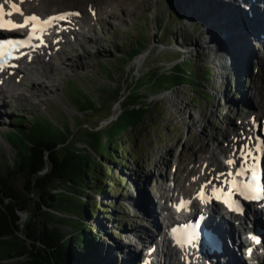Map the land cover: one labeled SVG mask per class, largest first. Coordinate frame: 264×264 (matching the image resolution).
Masks as SVG:
<instances>
[{
	"label": "rangeland",
	"instance_id": "rangeland-1",
	"mask_svg": "<svg viewBox=\"0 0 264 264\" xmlns=\"http://www.w3.org/2000/svg\"><path fill=\"white\" fill-rule=\"evenodd\" d=\"M47 1L48 10H87L89 15L79 28L85 32L75 40L68 36V43L56 56L45 59L47 64H35L34 69L38 67L41 73L26 75L15 83L11 94H0V171L12 165L16 153L26 149L22 129L9 133L14 129L13 120H25L26 125L37 122L60 138L58 141L70 140L68 149L100 162L124 160L122 166L108 164L106 172L102 171L101 180L109 173L112 180L102 195L91 193L90 201L101 208V214L87 219V224L100 235L96 239L99 263L141 264L142 257L133 259L135 251L128 248L130 239L140 244L142 256L146 240H154L158 233V224L155 217L156 231L145 233L144 228L152 229L153 225L138 206L140 197L149 195L157 209L159 186L155 181L175 172L177 178L188 174L195 161L208 156L207 148L213 142L223 145L228 134L238 131L237 122L246 121L255 111L257 99L251 94L252 90L258 93L259 88L264 89L260 77L264 63L259 59V67L252 60L256 59L253 56L261 57V52L242 33L226 39L217 36L219 15L214 11L222 7L220 0ZM112 1V14H99L100 9L109 10ZM236 11L232 16L245 18ZM162 21L166 28L159 26ZM132 49H138V54L127 59ZM177 71H186L190 81L176 77ZM170 81L182 84L166 90ZM133 103L149 106L148 113L137 128L116 136L118 123H106ZM14 186L27 196L22 177L14 180ZM58 190L71 192L68 184H61ZM52 214L68 217L64 211ZM26 217L23 214L22 220ZM40 219L37 217L36 222ZM51 220V226L61 231L72 230L57 218ZM67 222L77 223L69 218ZM6 251L7 247L0 246V264L29 261L28 255L13 254L5 260ZM232 262L225 264L251 263Z\"/></svg>",
	"mask_w": 264,
	"mask_h": 264
},
{
	"label": "trees",
	"instance_id": "trees-1",
	"mask_svg": "<svg viewBox=\"0 0 264 264\" xmlns=\"http://www.w3.org/2000/svg\"><path fill=\"white\" fill-rule=\"evenodd\" d=\"M159 24L166 28L163 21ZM137 54L138 49H132L126 58L131 59ZM175 75L185 80L190 78L186 71H177ZM178 84L182 81H170L165 88L172 90ZM135 105L128 104V114L122 110L118 115L114 122L118 123L116 136L135 126L145 115L147 108H136ZM24 122L13 120L14 129L9 133L16 134L22 129L26 133V149L16 153L12 165L0 171V246L7 247L4 259H11L13 254L28 255L26 264H102L98 260L96 242L100 235L95 234V227L87 224V219L101 214V208L90 201L91 193L102 195L112 175L106 174L103 180L100 176L106 172L108 164L122 166L124 160L121 163L100 162L87 154L68 149L70 140L58 141L60 138L37 122L29 125ZM64 148L65 152L60 153ZM18 177L24 179L23 190L27 196L14 186ZM61 184L70 185L71 192L58 190ZM67 203L69 207L66 208ZM62 211L68 217L58 218L52 214ZM23 214H27L25 220H22ZM37 217H42L38 223ZM51 217L63 221L72 230L61 231L51 226ZM68 218L75 219L77 223L68 224Z\"/></svg>",
	"mask_w": 264,
	"mask_h": 264
},
{
	"label": "bare ground",
	"instance_id": "bare-ground-1",
	"mask_svg": "<svg viewBox=\"0 0 264 264\" xmlns=\"http://www.w3.org/2000/svg\"><path fill=\"white\" fill-rule=\"evenodd\" d=\"M18 1L21 2L22 6L24 8V12H26L25 14L36 13L38 15H44V14H53V13L61 11V9L54 8V7L51 8V10H48V7H47L48 1L47 0H18ZM113 1H115V0H113ZM113 1L110 3V5H108L109 10L106 9V11H105V9H100L99 14H106V15L112 14V13H110V9L112 10V8L114 7ZM260 1H262L263 5H264V0H260ZM0 2H1V0H0ZM222 4L223 5L221 8L219 7L217 10L214 11L215 15H219L218 19L216 20L215 25L218 26V30L219 29L221 30V28L223 30V31L219 30L217 33V36H219L222 39H226L230 35H236V34L242 33V36L245 35V38L248 36V39H250V41L254 42V44H252V46L255 45L256 47H259L258 49H261L263 47V52H264V30H262L259 26L262 23V21L264 20V15L259 13V11L257 12L254 8H250L249 11H243L246 13L245 18L242 19L240 16L234 17L232 15H237V13H234L233 7H232L233 5L230 3L224 4L223 2H222ZM201 8H203V7L201 6ZM194 10L198 11V8L196 7ZM80 12H81V14H80L81 16H77L78 12L75 10V12L73 13L74 15H68L66 17L65 21L62 22V25H61L59 31L58 30L52 31L51 35L48 36V38H47L48 39L47 46L34 54V56L37 57L36 60L34 59L31 62H24V64L21 66V68L19 70H17L15 72V75H13L12 77L7 76L5 74H1L0 77H3V82L0 85V94H6V93L11 94V91L14 89V87L16 85L15 83L20 81V79H24L26 75H30L33 73H35V74L41 73V71L38 69V67H37V70L34 69L35 64H39L41 62H43V64H47V62H45V59H42L41 53H44V56H46L48 58V61H49L53 56H56V55L55 54L48 55V54L50 52L55 51V50H57V52H59L62 49V46H64L66 43H68L67 42L68 36L74 37V40H75L76 35L84 34L85 31H82V32L80 31L81 23L83 21V18L89 14H88L87 10H86V12L80 10ZM87 25L90 26L89 24H87ZM230 26H233V27H230ZM76 29L77 30L79 29V31H77ZM91 32L93 33L94 31L91 30ZM261 35H263V38L261 37ZM86 36H88V35L86 34ZM254 58H256V57H254ZM256 60H257V62H259V58H256ZM262 61L264 63V59H262ZM256 76H257V74H256ZM260 77L262 78V85H263V83H264L263 82L264 81V69L262 70V76H260ZM255 89L258 91L257 88H255ZM261 89L262 88H259L260 91H258V97H260L259 113L252 114L250 120L244 124L245 127L248 126L251 128V133L248 134V138H250V139H252L255 136V135L253 136V133H254L253 129L257 123H259V126L261 128L257 132L259 137H261L262 128L264 127V116H263V113H264V89H262L263 90V96L262 97H261V92H262ZM255 93H253L254 96H255ZM244 104H246L245 99H244ZM228 136H229V134H228ZM220 142H223V140H221ZM224 142H225V140H224ZM233 145H235V143H233ZM207 150H208L207 151L208 156L207 157L205 156L206 158L204 157L199 165H195V167H197V170L194 173L193 177L189 181H176V180H174L173 192L171 194H173V195L177 194L178 195V194L193 193L194 190H196V188L200 184H203L204 182H209V184L211 185L216 181H223L228 176V171L223 166V164H224L225 160L228 161L231 158H234V154H232L233 148H231L230 150H227L224 143H223V145H217L216 142H213L211 144L210 148L208 147ZM250 151H251L250 146H245V152H250ZM166 195L169 196L170 195L169 192H167ZM148 196L143 193L142 196L140 197V200L138 201L139 202L138 206L141 208V210L144 213L147 214V218L149 219L148 223L150 225H153L152 229H149V227L144 228V231L146 234L149 232V230H151L152 232L156 231L155 222L153 220L157 214L151 205V204H153V201L151 202V200H149ZM210 206H212L213 210H216L215 211L216 216L220 217V215L222 214V211H220V209L217 208V204L212 203ZM158 207H161V203H159ZM193 208H195V207L193 206ZM164 209H166V212H167L166 217H165L167 220L175 217L174 213L168 212L169 207H166ZM209 209H211V208H209ZM221 219H223V218L221 217ZM235 220H237V218ZM156 223H158V222L156 221ZM242 230H243L242 222H240V221L237 222L233 226L232 237H233V239H235V241H239L240 244L244 243V241H245V240L243 241L241 238ZM133 238H135V235L133 236ZM136 239H138V238H136ZM150 239H152V238H150ZM117 245L119 247V244H117ZM129 245L130 246L128 248H132L133 251H135L132 254V256L134 257L133 259L139 260L140 257L144 258L145 255L147 254V251L149 250V247L145 248V254L141 256V251H139L140 244H138L136 240L130 239ZM226 247L228 248L227 245H226ZM159 253L160 252H159L158 248H156L151 254V257H155L158 264H182V262L179 261V255L177 257V255L173 251H171L170 249H166V252L163 255L159 254ZM227 256H228L227 259L224 261H221L222 259L221 260L219 259V261H217V258H216V259H213V261L209 264H216L217 262L219 264H225L226 262H232V261H233L232 263H238V262L242 261V260L237 259V256H235V255L227 254ZM200 264H202V262H200ZM242 264H243V262H242Z\"/></svg>",
	"mask_w": 264,
	"mask_h": 264
},
{
	"label": "snow or ice",
	"instance_id": "snow-or-ice-1",
	"mask_svg": "<svg viewBox=\"0 0 264 264\" xmlns=\"http://www.w3.org/2000/svg\"><path fill=\"white\" fill-rule=\"evenodd\" d=\"M7 2L10 4V7H11L12 10L11 11H5L4 5L0 4V28H6L7 30H14V29H16L18 27L28 26V25L31 24L32 25V35L30 36V39L31 38H37V39H41V40L43 39L42 35L41 36H36V33L38 31H40V32L43 31V29L37 27V25L43 24V25L51 26L53 21L66 19L67 15H74L73 13H68L65 16L52 17L48 21H40L38 17L33 15V16L25 18L24 25H19V24H16L15 22H13L11 20H5L4 19L6 16L10 17V16H12L15 13H20L21 15L23 14L22 10L17 6V4L14 2V0H7ZM22 43L23 42H21V41L3 40V41H0V46H3V45L14 46V45H20ZM2 67H3V65L0 64V70H2ZM229 163H232V161H229ZM233 183L235 184V182H233ZM237 187H239V186L237 185ZM260 190H261V192H264V188H261ZM219 191H220L219 189L216 190L217 193H219ZM241 195H245L243 190H241ZM201 196L203 197L202 193H201ZM229 196H231V193L229 194ZM245 198L251 199V198H254V197L245 196ZM224 202L228 203V200H225ZM229 207L232 208V205L229 204ZM232 210H234V211H242V208L237 206L236 208H233ZM254 239H255V237H254Z\"/></svg>",
	"mask_w": 264,
	"mask_h": 264
},
{
	"label": "water",
	"instance_id": "water-1",
	"mask_svg": "<svg viewBox=\"0 0 264 264\" xmlns=\"http://www.w3.org/2000/svg\"><path fill=\"white\" fill-rule=\"evenodd\" d=\"M129 96H130V95H128V97H129ZM155 97H156V96H155ZM155 97H152V98H155ZM138 106H144V107H146V108H147V111H148L149 108H150V107L147 106V105H135L136 108H137ZM130 107H131V106H130ZM147 111H146L145 115L148 113ZM121 112H122V111H121ZM121 112H119V115H120ZM145 115H144V116H145ZM144 116H143V117H144ZM117 117H118V115H116V118H113L112 120L108 121L106 124H108V125H109V124H113L112 121L114 120V122H115L116 119H117ZM139 123H140V122H139ZM139 125H141V124H136L135 126L130 127V128H137ZM130 128H129V129H130ZM99 130H101V129H97V131H99Z\"/></svg>",
	"mask_w": 264,
	"mask_h": 264
}]
</instances>
